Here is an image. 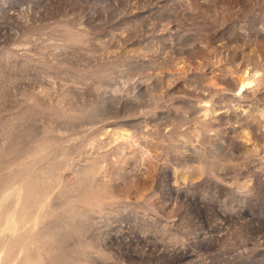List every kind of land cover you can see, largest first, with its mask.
Masks as SVG:
<instances>
[{
	"label": "rangeland",
	"instance_id": "1",
	"mask_svg": "<svg viewBox=\"0 0 264 264\" xmlns=\"http://www.w3.org/2000/svg\"><path fill=\"white\" fill-rule=\"evenodd\" d=\"M0 264H264V0H0Z\"/></svg>",
	"mask_w": 264,
	"mask_h": 264
},
{
	"label": "bare ground",
	"instance_id": "2",
	"mask_svg": "<svg viewBox=\"0 0 264 264\" xmlns=\"http://www.w3.org/2000/svg\"><path fill=\"white\" fill-rule=\"evenodd\" d=\"M254 80L253 81H247V82L245 81V83L241 86V89L244 90V88H250L252 86V84L254 83Z\"/></svg>",
	"mask_w": 264,
	"mask_h": 264
}]
</instances>
